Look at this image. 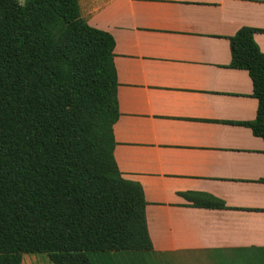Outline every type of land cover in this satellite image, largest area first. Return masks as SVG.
<instances>
[{
    "label": "crops",
    "instance_id": "0c3cea01",
    "mask_svg": "<svg viewBox=\"0 0 264 264\" xmlns=\"http://www.w3.org/2000/svg\"><path fill=\"white\" fill-rule=\"evenodd\" d=\"M77 1L114 38L113 153L143 189L153 252L264 253V140L245 124L258 101L229 66L243 27L264 54V0ZM207 195L224 207L197 205ZM21 264L54 263L36 252Z\"/></svg>",
    "mask_w": 264,
    "mask_h": 264
},
{
    "label": "trees",
    "instance_id": "16d2710c",
    "mask_svg": "<svg viewBox=\"0 0 264 264\" xmlns=\"http://www.w3.org/2000/svg\"><path fill=\"white\" fill-rule=\"evenodd\" d=\"M256 31L229 38V66L251 78L258 107L245 124L264 140ZM113 50V36L89 25L77 0H0V264L36 252L54 264H101L152 250L143 189L113 153ZM197 205L224 207L211 195Z\"/></svg>",
    "mask_w": 264,
    "mask_h": 264
},
{
    "label": "rangeland",
    "instance_id": "374dc122",
    "mask_svg": "<svg viewBox=\"0 0 264 264\" xmlns=\"http://www.w3.org/2000/svg\"><path fill=\"white\" fill-rule=\"evenodd\" d=\"M17 1L20 4H24L26 0ZM100 261V257L96 258L97 263H100ZM101 264H264V253L218 252L213 254V256H209L204 252L196 251L174 255L157 254L153 250L118 251L117 254L109 259H102Z\"/></svg>",
    "mask_w": 264,
    "mask_h": 264
}]
</instances>
